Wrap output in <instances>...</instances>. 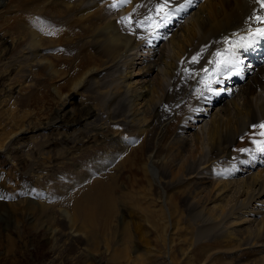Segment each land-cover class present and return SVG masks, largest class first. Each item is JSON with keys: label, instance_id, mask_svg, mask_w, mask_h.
I'll use <instances>...</instances> for the list:
<instances>
[{"label": "bare ground", "instance_id": "obj_1", "mask_svg": "<svg viewBox=\"0 0 264 264\" xmlns=\"http://www.w3.org/2000/svg\"><path fill=\"white\" fill-rule=\"evenodd\" d=\"M0 16L13 36L0 43L24 45L29 78L69 85L56 112L15 124L0 152L32 132L68 147L72 166L94 151L55 263L264 264L259 0H0ZM122 169L130 209L116 207L130 191L114 187Z\"/></svg>", "mask_w": 264, "mask_h": 264}, {"label": "rangeland", "instance_id": "obj_2", "mask_svg": "<svg viewBox=\"0 0 264 264\" xmlns=\"http://www.w3.org/2000/svg\"><path fill=\"white\" fill-rule=\"evenodd\" d=\"M11 33L5 36L0 33V37L11 40ZM22 48L23 44L15 45L14 49L8 43H0V146H5L9 135L15 131V124L22 126L26 121L27 125L35 116H51L60 106L57 91H69L67 82H54L47 73H41V78H29V69L20 56ZM7 62V68H3L2 64ZM112 76L107 79H117L119 73ZM98 90L91 89L96 97L92 104L101 109L104 100ZM84 97L87 100L86 93ZM37 124L33 121L30 127ZM27 135L18 141V146L15 143L0 152V264H60L55 263L56 238L66 239L62 235L66 230V216L74 211L71 201L87 196L80 185L86 181L85 173L96 168L94 160L88 161L94 151L82 153L81 156L86 157L78 161L80 166H72L73 161L64 159L68 147L54 141V136L49 134L50 143L44 145L33 132ZM9 153V157L5 156ZM70 169H79L82 180L68 175ZM114 183V187L130 190L125 197L117 194L116 207L130 209L133 206L132 175L122 169V176L115 178ZM28 187L31 193L27 192ZM129 220L125 216L124 222ZM82 222L78 219L77 224ZM53 230L57 232L54 234ZM62 264L72 263L63 260Z\"/></svg>", "mask_w": 264, "mask_h": 264}, {"label": "snow or ice", "instance_id": "obj_3", "mask_svg": "<svg viewBox=\"0 0 264 264\" xmlns=\"http://www.w3.org/2000/svg\"><path fill=\"white\" fill-rule=\"evenodd\" d=\"M123 2L124 3H127L128 2V0H123ZM259 2L261 3V5L262 6H264V0H259ZM162 3H163V5H167V3H168V0H162ZM162 7V5H157V8H161ZM167 15V14H166ZM259 19V18H258ZM261 35H264V32H261L260 33ZM261 127H264V125H261ZM262 135H264V133H262ZM262 152H264V147H261V149H260Z\"/></svg>", "mask_w": 264, "mask_h": 264}]
</instances>
